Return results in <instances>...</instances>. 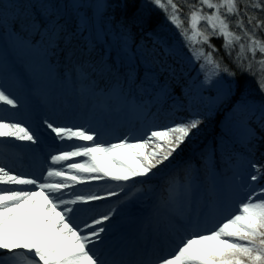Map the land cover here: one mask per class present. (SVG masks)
<instances>
[{"label":"snow or ice","instance_id":"1","mask_svg":"<svg viewBox=\"0 0 264 264\" xmlns=\"http://www.w3.org/2000/svg\"><path fill=\"white\" fill-rule=\"evenodd\" d=\"M53 82L85 122L0 114V138L70 149L46 175L0 160V264H264V0H0L3 112ZM109 116L131 118L115 143ZM122 210L137 228L115 240Z\"/></svg>","mask_w":264,"mask_h":264},{"label":"rangeland","instance_id":"2","mask_svg":"<svg viewBox=\"0 0 264 264\" xmlns=\"http://www.w3.org/2000/svg\"><path fill=\"white\" fill-rule=\"evenodd\" d=\"M147 0H142V3H146ZM158 11H155V15L157 14ZM215 42H218L219 44H221L220 40H213ZM55 83H50L49 87L52 90H55L56 92L53 95H59L60 93V87L57 85L55 88H53V85ZM59 87V89H58ZM19 94V93H18ZM34 104L36 103V101H33ZM49 105V104H48ZM63 107V109H58L60 111L63 112V114H52L53 118L56 119H60L59 121H69V112L73 111L71 109H67L64 107V105H60ZM4 105L0 104V114H5L3 112L4 109ZM65 109V110H64ZM47 110L49 111V106L47 105H42L40 106L38 109H36L34 111V113H32L31 111L25 112L24 110H21L20 113H17L15 116V119H25V120H29L32 117V120H35V116L37 117V120L33 123H31V127L33 129H36V125L37 123L40 122L42 117H46ZM8 115H11V113H6ZM39 121V122H38ZM75 121L76 122H85V117L82 116L79 112L75 111ZM107 122L109 130L105 132L104 136H103V141L105 143H115L117 142V140L119 138H123V136L128 135L126 132H124L123 134L121 132H119L118 128H119V124L120 123H127V124H131V118L130 121H128V119H125L124 117H118V116H109V117H103V118H97V120H94L92 123L94 126L96 127H102L105 123ZM161 123H163L162 121H160ZM28 126V125H26ZM130 127V126H129ZM137 130H140V125L136 124L135 125ZM46 135V134H45ZM5 139H7L10 143L15 144L16 148H13L12 151L8 154L7 157H5L3 154H0V160L7 158V160L9 161V163H12L13 167L15 169H19L18 171H23L24 169L22 167L17 168V164L19 165V163L16 160H12V158L16 157L18 158L19 156H17V154H21L22 157V161L26 164H29L30 162L35 163L36 160H45V157L48 158L47 161L51 162V155L56 154V149L58 148H63L64 150H70L66 147L65 143L60 141L59 139H57L54 143L51 139H43L42 138V142L41 144L37 147V146H32V147H28V142L26 141H18V140H13V138H0V143H3L5 141ZM99 139V138H98ZM129 142H135L134 140L131 139V137L129 138ZM78 143H83L82 141H78ZM51 151L53 152V154H51ZM30 159V162L29 160ZM84 157L81 158H74V162H83ZM98 162L101 163L102 165L108 166L111 162L108 160L107 157L101 156L98 157ZM65 167H66V163H65ZM42 172V171H41ZM47 172V171H46ZM117 182L116 181H109L108 184H105L104 181H91L90 182V186L92 188H107V187H111L113 185H115ZM0 187H3L2 185H0ZM77 188H81L84 187V185H76ZM114 191H119L116 188H113ZM68 191V190H66ZM100 195H104L103 191H101L100 193H98ZM65 199H70V196H65ZM110 202L114 203L115 202V198H110ZM134 211V210H133ZM117 224V228L114 232V239L118 240L120 239L122 236H131L136 232V228L137 226L135 224H133L131 222V217L129 215V211L128 210H122L121 211V215L117 218L116 221Z\"/></svg>","mask_w":264,"mask_h":264},{"label":"trees","instance_id":"3","mask_svg":"<svg viewBox=\"0 0 264 264\" xmlns=\"http://www.w3.org/2000/svg\"><path fill=\"white\" fill-rule=\"evenodd\" d=\"M138 3H142V0H137ZM163 14L161 12H157L156 17L159 19L161 25H163V21H162V16ZM165 28L167 27L166 25H163ZM213 43H215L217 45V47H220V44L218 42L213 41ZM221 54H223V49H221ZM253 87H255V84L253 82ZM226 113H218L212 121V129L213 131L215 130V128H217V133L219 132L220 129V122L223 121L224 117H225ZM206 133L202 132L198 139L196 141H194V143L199 142L200 140H203L205 138Z\"/></svg>","mask_w":264,"mask_h":264},{"label":"bare ground","instance_id":"4","mask_svg":"<svg viewBox=\"0 0 264 264\" xmlns=\"http://www.w3.org/2000/svg\"><path fill=\"white\" fill-rule=\"evenodd\" d=\"M58 98L59 99H61V96H58ZM4 115H8V114H4ZM69 115L71 116V117H74V115H75V111H70L69 112ZM9 117H10V119H13V120H16L15 119V117H13V116H11V115H8ZM37 120V119H36ZM39 122V121H38ZM32 122L29 120L28 121V124H31ZM119 128H120V130L122 131V132H125L126 131V129H127V126H126V123L125 122H123V124L121 125H119ZM127 132H129V130L127 131ZM128 134V133H127ZM51 154H53V152L51 151Z\"/></svg>","mask_w":264,"mask_h":264}]
</instances>
